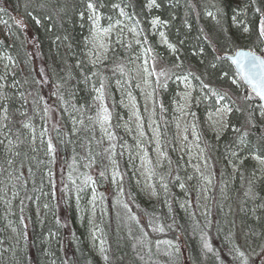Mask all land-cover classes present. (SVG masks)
I'll return each instance as SVG.
<instances>
[{"label":"trees","instance_id":"trees-1","mask_svg":"<svg viewBox=\"0 0 264 264\" xmlns=\"http://www.w3.org/2000/svg\"><path fill=\"white\" fill-rule=\"evenodd\" d=\"M90 2L105 24L123 12L139 41L126 28L111 38L106 59L94 63L88 54ZM0 9L11 34L0 29V54L10 58V73L0 71L6 78L0 189L7 204L9 193L15 195L10 209L0 200V264H100L86 239L83 212L93 191L111 264H264V171L258 162L264 160V109L223 58L239 48L264 55V0H0ZM162 33L169 45L160 43ZM143 54L153 70L160 165L132 70ZM183 81L191 88L201 153L194 165L180 151L174 123ZM127 95L142 119L158 203L137 191L125 168L119 169L120 203L100 171L93 191L67 185L70 149L95 151L97 100L102 96L121 134ZM220 106L231 111L218 135L208 116ZM135 143L121 135L119 161L125 145L133 155ZM203 179L210 195L205 210L197 205ZM8 223L17 236L12 243Z\"/></svg>","mask_w":264,"mask_h":264},{"label":"rangeland","instance_id":"rangeland-1","mask_svg":"<svg viewBox=\"0 0 264 264\" xmlns=\"http://www.w3.org/2000/svg\"><path fill=\"white\" fill-rule=\"evenodd\" d=\"M90 18L91 36L88 40V54L89 58L94 63H100L107 57L110 49L111 38L113 36H119L120 34H123L127 27L123 14H120L119 18L111 19V21L109 20L108 24H105L104 15L101 12H97L92 9ZM157 25L158 23L155 21L152 27L154 31L158 29ZM0 29L6 37L11 38L9 29L1 20ZM127 30L135 39V41H139L137 28L130 26L127 28ZM159 41L161 44L169 45L163 33L159 36ZM8 63H10V58L0 54L1 72L3 71V73H10ZM145 68H147V72H145ZM132 70L136 84L142 93V102L145 108L144 115L148 120L149 130L153 134L154 141L156 142V148L154 152L157 164L160 165L163 155L160 150L159 132L156 126V100L153 84V70L150 67L149 58L146 54H143L134 62ZM5 80L6 78L4 80L0 78L1 98L4 96ZM182 87V100L176 104L174 123L179 140L180 151L182 154L186 153L188 155L190 164L194 165L199 159V155L201 153L199 152V147L197 146V134L191 122V101L189 95L191 88L189 83L186 81H183ZM121 103L124 108L127 109L128 116L122 118L119 121L118 127L121 130V134H119L114 131L112 115L107 109L104 99L102 96H100L99 100H97L96 112L92 118L93 128L91 130L93 141L95 143V151L91 153L88 149L84 150L83 148H80L73 153L72 148L70 149V152L67 154L68 160L70 161V171L67 175V185L70 186L74 192L78 189L81 190L82 193L91 190L93 191L95 188V172L100 171L105 173L108 177L110 185L115 191L114 196L117 199V202L120 203L123 197V186L119 169L125 168L130 172L133 182L138 187L137 191L141 192L146 200L155 198V201L158 203L152 172L143 152L145 147H143L141 140L143 139L144 133L142 130V119L139 114L138 106L134 98L130 95L122 96ZM228 112L229 110L227 107L220 106L216 112L209 114L208 126L212 132L218 135L223 132V130L226 128ZM105 114L108 116L107 120L103 119ZM3 128L4 123L1 125L0 134L2 140L4 139L5 141L6 136L3 132ZM123 134L128 135L130 138L136 141L135 152L133 155H131L132 147H129L131 145H125L124 156L119 161L117 156V145L119 143V138ZM188 134L190 136V141L187 140ZM258 162L261 169L264 171V160H258ZM201 184V196L197 202V205L200 206L201 209L205 210L210 197L209 182L203 179ZM4 190L5 189H0V200L10 209L12 207V201L15 195L9 193V199L11 201L7 204L8 195ZM83 198H85V196H83ZM74 199H77L76 195ZM98 211L99 208L97 204V196L93 191V195L89 198L86 207L83 210V212L86 213V239H88V242L90 243L91 248L94 254L97 256L100 264H111L108 246L104 236L101 234L98 223ZM8 236L11 243L16 241L17 236L14 232V229L10 226V223H8Z\"/></svg>","mask_w":264,"mask_h":264},{"label":"water","instance_id":"water-1","mask_svg":"<svg viewBox=\"0 0 264 264\" xmlns=\"http://www.w3.org/2000/svg\"><path fill=\"white\" fill-rule=\"evenodd\" d=\"M241 51L247 54V56L243 58L242 61L243 66L236 62L237 53ZM223 58L229 61V63L234 68L235 72L241 78L244 86H246V88L260 100V104L264 109V98H261V96L257 92V89L254 87L253 83H250L249 79L246 76V73L252 72L255 75L256 81H264V56L259 52L253 51L252 49L240 48L236 50L234 53H226L223 56ZM249 61L254 62L257 65V67L253 69Z\"/></svg>","mask_w":264,"mask_h":264},{"label":"snow or ice","instance_id":"snow-or-ice-1","mask_svg":"<svg viewBox=\"0 0 264 264\" xmlns=\"http://www.w3.org/2000/svg\"><path fill=\"white\" fill-rule=\"evenodd\" d=\"M88 8L89 9H94V5L90 2L88 4ZM0 11H3V9H0ZM121 14H123V12H121ZM153 23H155V21ZM260 31H261V35H264V24L261 25ZM246 56H247L246 53H244L242 51L241 52H238L237 53L236 62L238 64H241L243 66L242 61H243V58H245ZM249 63L251 64V66H252L253 69H255L257 67V65L254 62L249 61ZM145 72H147V68H145ZM246 76L249 79V82L250 83H253L254 87L257 89V92L261 96V98H264V81H256L255 80V75L252 72L246 73ZM103 119L104 120H107L108 119L107 114L104 115ZM48 148H49L50 151L53 149V146H52V144H51L50 141L48 143ZM101 175H103V173H101ZM205 246L207 247L208 245L206 244ZM241 255H243V253H241Z\"/></svg>","mask_w":264,"mask_h":264},{"label":"bare ground","instance_id":"bare-ground-1","mask_svg":"<svg viewBox=\"0 0 264 264\" xmlns=\"http://www.w3.org/2000/svg\"><path fill=\"white\" fill-rule=\"evenodd\" d=\"M263 22H264V19H263ZM6 25V24H5ZM7 26V25H6ZM152 27H153V25H152ZM7 28H8V26H7ZM9 29V28H8ZM10 32V31H9ZM240 49V48H239ZM238 50V49H237Z\"/></svg>","mask_w":264,"mask_h":264}]
</instances>
